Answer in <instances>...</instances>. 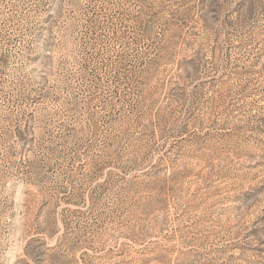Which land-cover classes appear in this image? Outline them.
<instances>
[{
    "label": "rangeland",
    "instance_id": "obj_1",
    "mask_svg": "<svg viewBox=\"0 0 264 264\" xmlns=\"http://www.w3.org/2000/svg\"><path fill=\"white\" fill-rule=\"evenodd\" d=\"M0 264H264V0H0Z\"/></svg>",
    "mask_w": 264,
    "mask_h": 264
}]
</instances>
